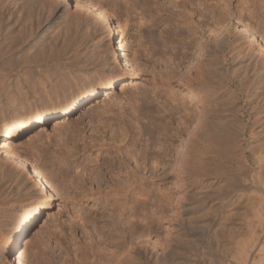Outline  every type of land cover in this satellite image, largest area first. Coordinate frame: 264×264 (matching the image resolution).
<instances>
[{
	"label": "rangeland",
	"instance_id": "rangeland-1",
	"mask_svg": "<svg viewBox=\"0 0 264 264\" xmlns=\"http://www.w3.org/2000/svg\"><path fill=\"white\" fill-rule=\"evenodd\" d=\"M82 1L92 4L98 13L107 17L110 24L118 32L128 61H131H129L131 65L128 74L123 76L114 87V96H112L114 99L113 106L115 105L112 110L114 114L102 118L103 121L108 119L107 121L114 122V147L108 153L100 154L95 149L93 154L83 152L81 151V142L77 143L76 141L79 138V135L77 136L78 131L67 138H63L62 144L56 138H52L51 142L46 140L42 143L30 142L40 127L44 126L50 131L52 122L56 120L53 117L48 118L43 123L34 121L26 131H21V133L17 131L10 133L13 134V137L9 140L14 142L18 148L23 147L25 142H30L34 149L32 147L27 149L29 153L32 154L33 151L40 149L43 152L46 169H49L51 161L56 170L60 167L62 173L66 174L63 179L58 178L51 181L55 189L47 186L46 183L44 191L38 189L40 192L38 202L44 205L42 200L47 199L49 203L47 210H43L44 219L49 228L45 238L44 252L40 254L42 257H46V260L39 262L40 256L30 251L26 257V264H105L110 258L116 264H143L146 261L147 243L154 239L155 234L160 235V238L156 253L148 257L147 264H224L227 219L231 217V220L236 222L241 212L244 213L245 211V208L241 206V199L237 197L238 192L230 189L231 181L232 179L240 181L249 177L248 175H256L258 171L264 172V129L259 128L257 130L259 135L256 134L253 136L255 139H250L251 117L246 113L241 115L243 111L240 112L241 119L247 124L246 136L245 138H238L234 141L236 143L231 146L223 147L222 153L218 149L216 151L215 149L210 150V144L204 140V137H201L203 135L202 129L193 130L194 127H187V131L177 141L178 148L180 147L179 154L163 168H159L153 176L154 191L164 202L163 221L160 226L151 227L147 207L148 201L140 195L141 186H139L142 180L141 176L149 173L147 171V158L165 149L166 143L170 140V136L163 129L167 123V118L161 117L165 115L163 110H168L170 107L169 102L163 97L165 85L161 83V79H166V74L172 75V79L170 78L171 86L178 92L184 91L183 93L187 95H190L188 89L194 83L193 87H206L195 82L192 76L189 77V73L193 72V67L188 66L187 68V61H189L191 56L189 54L193 50L192 42L197 40L198 36L202 38L203 46L207 41L211 43L208 47L209 50L210 45L212 46L213 41L217 40L218 35L211 34L208 38V32L203 33L197 30L199 33L195 36L193 32H187L189 31L188 27L182 19L192 13L193 15H190L193 16V22L202 24L206 22V18L209 20V11L203 9V5L199 7L196 2L192 4L193 6L182 7L181 4L186 3L185 1L181 3L179 0H177L180 4L178 8L169 6L170 0ZM134 1L139 2L140 5L143 4V8L139 7L134 10V8L129 7ZM162 3H165L164 7H161ZM209 3L212 4L209 9H212L213 16L216 17L224 13L227 16L230 15V19L227 18L225 23V33L221 35L228 38L229 45L226 48L228 51L225 58L228 60V64H232V60L234 64L238 60H235L238 53L245 50L240 56L245 55V58L251 62L257 61L256 64L264 65V47L259 49L257 45L250 46L251 44L242 33L247 31V35L252 34L255 41L264 46V0H252V3L248 4L249 7L240 0H209ZM190 7L193 8L192 11ZM243 8L246 10L242 11ZM62 9L60 8L59 13L64 12L70 13L67 14L68 16L73 15V9ZM141 12L145 15L142 24L139 21ZM59 13L56 17H53L52 13L50 15L49 13H40L42 15V17L40 15V20L43 22L51 21L49 31L45 35L46 39L49 40L50 38L48 45L50 43L49 47L54 46L52 49L55 48L58 56L56 62L62 68L64 67L66 71L70 69L77 72L75 64L84 61L86 56L93 55L91 60L95 62L101 57L104 60L107 59V48L98 53L91 39L83 41L81 38L79 40L77 34L75 35L74 28L57 17L60 15ZM45 14L47 16H44ZM183 14L184 16H182ZM190 15H188L189 18L185 17V19L189 20ZM201 15L205 17H201ZM203 19L205 20L202 22ZM244 25L249 29L245 28ZM151 34H153V39L148 37ZM48 35L50 36L48 37ZM53 38L54 40H52ZM190 42L192 45L189 44ZM59 50H61L60 53ZM250 55L253 56L249 58ZM47 65L42 69H49L51 64ZM227 68L231 69L230 67ZM92 72L95 73L94 70ZM154 85L157 90H155ZM98 87L96 95L85 100L74 112L64 115L70 122H76V124L79 122L77 125L83 126L79 128V132L84 131L85 136L93 135L97 129V124L93 127L89 126L88 121L92 116L87 118L82 113H85L88 107L104 97L105 86L99 85ZM215 88L217 89V87ZM216 89H213L214 92ZM232 90L236 91L235 85ZM219 92L216 91V93ZM146 102L151 103L146 104ZM166 104L168 107L165 106ZM197 106V109L200 108L199 110H201V104ZM242 106L241 108L244 110L247 108L245 100L242 102ZM118 113H121L120 116ZM121 115H123V119ZM1 117L4 116L0 115V141L5 139L2 132L6 126L1 121ZM11 118L12 116H7L8 124H12L13 119ZM183 119L185 122L187 121V124L191 123L188 117ZM93 128H96L95 131ZM98 129L99 132L103 130L102 128ZM99 132H96L97 135H90L87 140L92 136V140H98L100 143L106 140L107 142L110 141L108 137L111 136V131L104 128L102 133ZM258 136L261 138L258 139ZM101 137L102 139H100ZM120 139L123 140V143L120 142ZM164 141L166 143L161 146ZM56 142L58 145L55 144ZM65 144L66 147H64ZM73 146H76V149H73ZM129 146L131 149L128 151ZM118 148L120 152L116 151ZM73 150H77L78 154L75 152L74 157L64 159L68 166H60L59 160H63L66 151ZM31 154L29 158L33 161L35 154ZM95 154L100 155L98 161L94 159ZM144 156H146L145 161H143ZM107 161L111 162V168L105 165ZM22 162L24 167L28 168V174L33 176L36 171L42 173L43 165L39 163L40 160L39 162L34 161L33 164ZM126 164L128 167L124 166ZM109 169L112 174L109 173ZM238 175L239 177H235ZM124 182L132 185L125 188L127 184ZM226 190H229L228 198L223 193ZM262 191L264 189L260 190V196L264 199V192L262 194ZM17 198L18 196L14 195L0 196V222L8 224L14 213L19 210ZM222 205H224V210H222ZM35 226V224H23L16 231L21 234L20 238H22ZM12 228L5 226L4 230H0V264H9L2 242L4 243Z\"/></svg>",
	"mask_w": 264,
	"mask_h": 264
},
{
	"label": "bare ground",
	"instance_id": "bare-ground-1",
	"mask_svg": "<svg viewBox=\"0 0 264 264\" xmlns=\"http://www.w3.org/2000/svg\"><path fill=\"white\" fill-rule=\"evenodd\" d=\"M176 1L177 0H170L169 6L178 8L180 4L178 1L176 3ZM179 1L181 3L185 1L186 4H181L182 7H186V5L187 7H189V5L193 6L192 4L196 2L199 7L203 5V9L210 13L209 20L208 18H206L207 20L203 19L202 22L204 20L206 22L202 24H195L193 22V16L190 15L192 13L188 14L191 16L189 20L185 19L188 15L185 16L184 19H182V17L181 19L189 30L187 32L191 31L196 36V34L198 35L199 33H197L198 30L203 33L208 32V38H210L211 34L218 36L217 40L215 39V41H213L212 46L210 45L209 50L208 47L209 44H211L209 41H204L206 43L204 46L201 42L202 38L199 36L197 40L191 41L193 50L189 54L191 56H188L189 61H187V68L188 66H192L193 72L188 71L191 73H189V77L192 76L195 82L206 87H193L194 83L189 89L187 88L189 90L188 92H190V95H187L183 93L184 91L178 92L171 86L170 78L172 79V75L166 74V79L163 80L159 78L161 79V83L165 85L163 97H165L164 99L168 101L170 105V107H168L167 104L165 105L168 107V110H163L165 111V115L161 116L167 118V123L164 125L163 129L166 134L170 136V140L167 143L165 141L162 142V144L160 143L161 146L166 143L165 149L151 155L148 157L149 159L147 158V171L149 173L141 176L142 180L139 185L141 186V192L139 190L140 195L148 201L147 207L149 210L151 227L160 226L162 224L164 211V202L154 191L153 176H155L159 168H163L179 154L180 147L178 148L179 145L177 141L187 131V127L192 126V128L194 127L193 130L202 129L203 135H201V137H204V140L210 144V150L212 151L215 149L216 151L218 149L220 153H222L223 147L225 148L226 146L228 147L235 144L236 142L234 141L238 140V138H245L247 124L241 119V115L246 113L251 117L252 126L249 131L250 139H255L253 136L256 134L259 135L257 132L259 128L264 129V65L256 64L257 61L251 62L249 59L245 58V55L240 56L245 50L239 52L237 49L236 51L239 53L236 59H234L238 60L234 64L233 60L231 61L232 64H228V60L225 59L228 51H226V48H228L227 45H229L227 42L228 38L222 37L221 35L225 33V23L230 15L227 16L224 13L216 17L213 16L212 9H209V7L212 6V4H208L209 0ZM240 1L247 7H249L248 4L252 3V0ZM164 4L162 3L161 7H164ZM59 7L61 9L63 8L62 10L73 9V15L68 16L70 13L64 12H61L62 14L59 13ZM129 7L135 10L139 7L143 8V4L140 5L139 2L134 1ZM192 9L193 8H191V11ZM244 10L246 9L243 8L242 11ZM40 13H49V15L52 13L53 17H56L59 13L60 15L57 17L60 18L62 22H66L74 28L75 35L77 34L79 40L81 38L83 41L85 39H91L98 53L104 48H107L108 55L107 57L105 56L107 59L105 58L106 60H104L102 59L103 57H101L95 62L91 60L93 55L86 56L87 58H85L84 61L75 64L78 70L77 72L70 69L66 71L64 67L62 68L56 62V57L58 56L56 55L55 48L52 49V47H54L53 45L49 47L50 43L48 45L50 38L49 40L46 39L45 34L49 31L51 21H41L40 18L42 15ZM46 14L44 16H47ZM180 14L178 15L180 16ZM179 16L177 17L179 18ZM182 16H184V14ZM144 17V13L141 12L139 18L140 24H142L145 19ZM201 17L205 16L201 15ZM244 27L248 28L246 25H244ZM193 28L196 31H194ZM242 33L245 39L251 44H249L250 46L257 45L259 49L264 47L255 41L252 34L247 35V31ZM152 35L153 34L148 37L153 39ZM49 36L50 35H48V37ZM66 36L64 37L66 38ZM52 40H54V38ZM191 42L189 44H191ZM51 44H53L52 41ZM57 48L59 49V47ZM60 52L61 50H59V53ZM253 55H250L249 58ZM129 61L124 52L123 43L118 36V32L114 26L110 24L107 17L98 13L97 9L92 4H87V2L82 0H0V115L4 116L1 117V121L6 124L5 130L2 132L5 139L0 141V196H18L16 202H18L20 207L19 210L14 213L13 218L9 220L8 224L0 222V230H4L5 226L13 227L11 231H9L4 243L2 242L5 248V254L9 259V264H26V257L30 251L40 256L39 262L46 260V257H42L40 254L44 252L45 238L47 237L49 228L48 224L45 222L43 210H47L46 208L49 206V203L47 199H41L44 205L38 202V199H40V192L38 189L44 191V187L46 186L45 183L47 186L54 188L51 181H55L58 178L63 179V177L66 176V174L64 175L62 173L60 167L56 170L51 161L49 169L45 168L46 165L43 161V152L40 149H38V151H33L32 154L29 153L27 149L33 148L30 142L42 143L45 140L51 142L52 138H56L59 139L60 144H62L61 140L63 138H67L72 133L78 131L77 136L79 135V138L76 141L77 143L81 142V151L90 152L92 154L94 153V149L100 154L103 152H110L114 147V122L107 121L108 119L103 121L102 118L114 114L112 111L115 106H113L114 99L112 97L114 96V87L123 76L128 74L131 65ZM47 64L51 65L46 71L42 68ZM64 66L66 65L64 64ZM92 70H94L95 73H93ZM99 85H103L106 88L104 97L87 108L85 112L87 115L85 113L82 114L87 118L90 115L92 116L88 123L89 126L91 125L92 127L97 124V129L93 128L94 131L96 129V132H99L98 128H102V132L104 128L111 131V136L108 137L110 141L101 140V143L98 140H92V136H94V134L97 135L96 132H93V135L90 134L92 136L87 140L90 135H87V137L83 134L84 131L79 132V128L82 125H77L79 122L77 124L76 122H70L69 119L64 116L72 111L74 112L85 100L96 95ZM234 85L236 91L232 90ZM154 87L156 88L155 90H157L155 85ZM215 87H217V89ZM213 89L220 92L216 93ZM244 100L247 102V108H245V110L241 108ZM150 103L146 102V104ZM197 105L201 107V110H199L200 108L197 109ZM242 111L243 113L240 115ZM7 116H12V124L14 125L7 123ZM50 117L56 118V120L52 122L50 131L45 129L44 126L40 127L38 133L30 142H25L24 145L22 143L23 147L20 146L18 148L14 142L9 140L13 137V134H10L11 132L17 131L21 133V131H26L34 121L43 123ZM121 117L123 119V115H121ZM184 117H188L191 123L187 124V121L185 122V119H183ZM77 121L79 120L77 119ZM126 133L129 132L126 131ZM75 135L72 136L75 137ZM102 136L104 137V135ZM259 138H261V136H258V139ZM100 139H102V137ZM120 142L123 143V140ZM239 143H241V141H239ZM55 144H57V142ZM64 147H66V144ZM75 147L76 146H73V149H76ZM129 147L127 149L128 151L131 149V147ZM64 149L66 150V148ZM76 151H66L67 153L64 154L63 160H59V165L63 167L68 166L65 161L66 158L74 157ZM116 151L120 152L119 148ZM30 154H35L33 155V161L29 158ZM126 154L128 155L129 153ZM99 157V154H95L94 159L98 161ZM145 159L146 156H144L143 161H145ZM39 160L41 162H39ZM22 161L32 164L34 161L40 164L42 163V173L36 171L33 176L28 174V168L26 169V167H24L25 165ZM105 165L110 168L112 166L111 162L108 161ZM124 166H127V164ZM54 170L56 171L54 172ZM26 171L27 173H25ZM261 172L258 171L256 175H248L249 177L247 178L244 176L245 178L240 181L236 179H232L231 181L230 189L238 192L239 195H237V197L241 199L240 203L242 208H245V211L244 213L241 212L236 222L232 221L231 217L227 219L228 222L225 226V238L227 243L224 264H264V199L260 196V190L264 189V172ZM109 173L112 174L111 170ZM235 177H239V175ZM131 185L127 184L125 188H129ZM263 192L264 191H262V194ZM223 193L225 197L228 198L229 190ZM225 207H227V205H225ZM222 210H224V205H222ZM23 224H35L36 226L33 232H28L26 236L20 238L21 234L16 230ZM191 224L193 225L192 222ZM153 238L154 239L149 240L147 243L146 261L149 256H153L156 253L160 235L155 234ZM146 261H144L143 264H147ZM105 264L116 263L110 258Z\"/></svg>",
	"mask_w": 264,
	"mask_h": 264
},
{
	"label": "water",
	"instance_id": "water-1",
	"mask_svg": "<svg viewBox=\"0 0 264 264\" xmlns=\"http://www.w3.org/2000/svg\"><path fill=\"white\" fill-rule=\"evenodd\" d=\"M102 94H103V92L101 93V95H102ZM34 229H35V228H34ZM34 229H32V230L30 231V233L33 232Z\"/></svg>",
	"mask_w": 264,
	"mask_h": 264
}]
</instances>
